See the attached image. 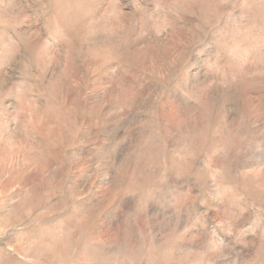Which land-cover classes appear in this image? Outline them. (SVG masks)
<instances>
[{
	"label": "rangeland",
	"instance_id": "obj_1",
	"mask_svg": "<svg viewBox=\"0 0 264 264\" xmlns=\"http://www.w3.org/2000/svg\"><path fill=\"white\" fill-rule=\"evenodd\" d=\"M0 264H264V0H0Z\"/></svg>",
	"mask_w": 264,
	"mask_h": 264
}]
</instances>
